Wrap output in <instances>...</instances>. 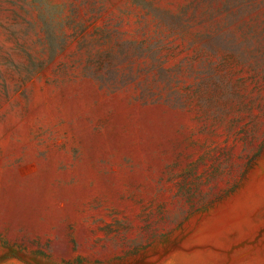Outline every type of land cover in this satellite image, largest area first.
Returning <instances> with one entry per match:
<instances>
[{"label":"rangeland","instance_id":"374dc122","mask_svg":"<svg viewBox=\"0 0 264 264\" xmlns=\"http://www.w3.org/2000/svg\"><path fill=\"white\" fill-rule=\"evenodd\" d=\"M0 264H264V0H0Z\"/></svg>","mask_w":264,"mask_h":264}]
</instances>
